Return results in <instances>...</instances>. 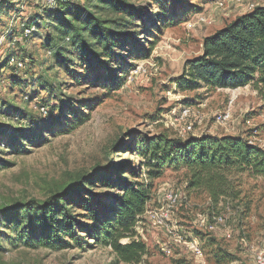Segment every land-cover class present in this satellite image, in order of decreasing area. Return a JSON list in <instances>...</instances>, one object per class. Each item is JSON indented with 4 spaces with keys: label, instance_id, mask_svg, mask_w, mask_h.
Segmentation results:
<instances>
[{
    "label": "rangeland",
    "instance_id": "1",
    "mask_svg": "<svg viewBox=\"0 0 264 264\" xmlns=\"http://www.w3.org/2000/svg\"><path fill=\"white\" fill-rule=\"evenodd\" d=\"M124 1L141 7L144 25L149 28H135L134 23L141 20L132 24L124 17L125 33L138 34L116 44L115 52L122 56L119 63L104 58L106 68L114 69L118 76L124 73V59L131 57L126 78L120 82L93 80L95 72L82 78L85 68L77 62L54 67L42 41L48 32L45 21H49L45 0H4L0 4V163H5L0 168V206L31 199L45 201L69 192L64 187L86 177L92 181L87 187L107 202L111 189L99 182L96 171L121 163L115 170L128 180L130 168L138 160L129 150L131 142L162 132L181 138L202 133L242 136L264 148L263 99L249 85L196 90L179 86L184 62L201 53L203 38L248 12L251 5H264V0L179 1L182 5L172 0ZM94 3L96 0H74L72 4L110 17V11H99ZM163 11L166 25L157 32L161 20L152 26ZM28 26L33 35L23 40L22 28ZM152 31L158 40L148 56L139 58L135 45L149 38ZM44 79L72 106L40 136L35 125L58 114L57 98L43 89ZM230 102L231 119L217 124L215 114ZM183 107L191 109L188 118H181ZM71 111L88 112L89 118L76 121ZM25 114L33 116L34 125ZM2 129L23 130L30 140L5 141ZM241 181L238 200L223 199L214 206L203 191L188 189L184 170H166L155 179L152 200L137 226L138 239L148 249L137 263L118 261L109 247L79 230L80 243L65 236L70 245L60 250L14 245L13 234L0 238V264H256V253L264 252V180L243 175ZM170 189L180 197L177 205L169 215H150L164 207L163 195ZM75 211L83 212L79 206ZM216 216L224 221L215 222ZM0 231H4L1 224ZM192 242L199 243L201 257L191 251Z\"/></svg>",
    "mask_w": 264,
    "mask_h": 264
},
{
    "label": "trees",
    "instance_id": "2",
    "mask_svg": "<svg viewBox=\"0 0 264 264\" xmlns=\"http://www.w3.org/2000/svg\"><path fill=\"white\" fill-rule=\"evenodd\" d=\"M163 1L167 3V0ZM172 1L182 5L179 3L182 0ZM73 2L56 0L52 7L47 5L44 10L49 21H45L48 32L42 41L53 58L54 67H68L77 62L85 68L82 78L95 72L93 80L124 81L128 69L126 63L131 57L124 59V73L118 76L114 69L106 68L108 61L104 58L119 63L122 56L115 52L116 44L138 34L125 33V16L132 24L136 19L141 20L139 24L134 23L135 28L142 25L144 30L149 28L144 25L141 7L124 0H96L93 6L97 10L112 13L110 17H103L86 6L76 7ZM2 3L4 0H0ZM113 12L118 14L113 15ZM165 16L166 13L162 14L153 24L155 28L161 20L155 29L157 32L166 25ZM26 28L30 32L24 33ZM33 32L30 26L23 27L22 39L32 37ZM157 38L156 32L152 31L149 38L136 43L135 53L139 58L152 52ZM41 85L50 97L57 98L58 114L35 125V132L40 136L63 117L68 106H72L70 101L62 99L58 88L50 81L44 79ZM247 85L262 97L264 107V5L255 6L205 36L201 53L184 62L179 79V86L188 90ZM71 113L76 121L84 122L89 118L88 112ZM25 116L34 123L33 116ZM1 131L5 134L4 140H12L13 144L18 140H30L23 130ZM129 147L138 160L130 168L128 180L115 170L122 166L121 163H112L95 173L99 182L111 189L106 195L107 202L87 187L92 181L91 177H86L83 182L78 180L63 188L70 189L69 192L54 194L45 201L31 199L3 204L0 206V224L4 231H0V238L13 234L14 241L11 242L14 245H46L60 250L70 245L65 236L80 243L76 233L83 230L95 243L109 247L118 261L137 263L148 249L138 239L136 226L152 200L155 179L162 177L166 170H184L188 189L203 191L214 206L223 199L238 200L243 175L264 180V148L242 136L202 133L181 138L162 132L135 139ZM0 164V168L5 165L4 162ZM114 189L117 190L115 193ZM73 196L77 198L73 199ZM78 206L83 212L75 211ZM83 220L89 223L84 226ZM7 230L12 232L7 233ZM123 239L126 242H122Z\"/></svg>",
    "mask_w": 264,
    "mask_h": 264
},
{
    "label": "built area",
    "instance_id": "3",
    "mask_svg": "<svg viewBox=\"0 0 264 264\" xmlns=\"http://www.w3.org/2000/svg\"><path fill=\"white\" fill-rule=\"evenodd\" d=\"M56 0H45L46 4L49 7H52L54 5ZM255 6L251 5L249 7V11L251 9H253ZM203 22L206 20V18H202L201 19ZM30 32L29 29H26L25 33ZM19 66L22 65V63L20 61L16 62ZM139 71V67L135 70H132V73H137ZM232 102H230L228 105H226V107H224L223 110H221L220 112L216 113L214 116V121L217 124H224L226 122H228L231 119V115H232V110H231V104ZM181 118H188L191 114V109L189 107H183L181 110ZM191 126L188 125L187 129H190ZM251 142V141H250ZM180 197L179 195L173 191L172 189L167 190L164 195H163V206L162 209L160 211H150L149 214L150 215H169L170 209L172 210V208H174L177 203L179 202ZM147 211H145L146 213ZM148 214V215H149ZM143 217V216H142ZM141 217V219H142ZM140 219V220H141ZM215 222H219L222 223L224 221V217L221 216H216L213 218ZM140 220L137 223V226L140 222ZM203 221V220H202ZM137 226H136V231H137ZM138 234V231H137ZM191 251L197 256V257H201L202 254V248L200 247L199 243H191V247H190ZM255 263L256 264H264V252L262 250H259L256 255H255Z\"/></svg>",
    "mask_w": 264,
    "mask_h": 264
}]
</instances>
